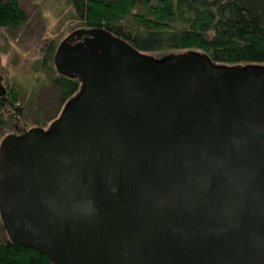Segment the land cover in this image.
<instances>
[{
  "label": "water",
  "instance_id": "water-1",
  "mask_svg": "<svg viewBox=\"0 0 264 264\" xmlns=\"http://www.w3.org/2000/svg\"><path fill=\"white\" fill-rule=\"evenodd\" d=\"M52 63L77 92L0 139L10 241L52 264H264V65L158 59L103 27Z\"/></svg>",
  "mask_w": 264,
  "mask_h": 264
},
{
  "label": "trees",
  "instance_id": "trees-1",
  "mask_svg": "<svg viewBox=\"0 0 264 264\" xmlns=\"http://www.w3.org/2000/svg\"><path fill=\"white\" fill-rule=\"evenodd\" d=\"M61 1L74 14L77 26L106 28L148 54L198 51L218 64L264 65V0ZM27 19L21 0H0V30L15 34ZM37 42L39 63L52 73L56 40L40 32ZM49 84L54 88L57 112L46 116L36 109L31 118L17 88L9 86L0 97V139L8 133L4 129L10 119L24 129L46 126L77 92L80 82L57 73ZM0 264L52 263L40 251L10 241L0 221Z\"/></svg>",
  "mask_w": 264,
  "mask_h": 264
},
{
  "label": "rangeland",
  "instance_id": "rangeland-1",
  "mask_svg": "<svg viewBox=\"0 0 264 264\" xmlns=\"http://www.w3.org/2000/svg\"><path fill=\"white\" fill-rule=\"evenodd\" d=\"M21 4L28 14L26 23L15 34L0 30V82L6 90L12 85L17 88L24 110L30 118L36 109L43 115L51 116L57 112V99L49 80L57 71L51 66L50 73L39 63V33L54 38L58 44L73 29L82 26L73 23L74 14L64 1L21 0ZM171 53L168 54L173 55ZM149 55L158 59L170 56L164 53ZM16 129H24V126L10 119L4 132L12 133Z\"/></svg>",
  "mask_w": 264,
  "mask_h": 264
},
{
  "label": "flooded vegetation",
  "instance_id": "flooded-vegetation-1",
  "mask_svg": "<svg viewBox=\"0 0 264 264\" xmlns=\"http://www.w3.org/2000/svg\"><path fill=\"white\" fill-rule=\"evenodd\" d=\"M2 85H3V84H2ZM4 88H5V87H4ZM5 91H6V89H5ZM5 93H6V92H5ZM3 97H4V96H3ZM22 130H23V129H19V130L16 129L15 132H21Z\"/></svg>",
  "mask_w": 264,
  "mask_h": 264
}]
</instances>
